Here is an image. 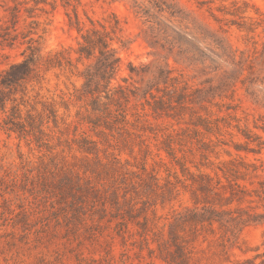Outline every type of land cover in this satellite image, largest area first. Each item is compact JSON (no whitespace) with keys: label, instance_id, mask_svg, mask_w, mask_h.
Returning <instances> with one entry per match:
<instances>
[{"label":"rangeland","instance_id":"374dc122","mask_svg":"<svg viewBox=\"0 0 264 264\" xmlns=\"http://www.w3.org/2000/svg\"><path fill=\"white\" fill-rule=\"evenodd\" d=\"M165 1L181 15L159 10L151 0H0V40L16 35L10 47L0 45V71L30 52L31 38L42 55L63 51L72 63L71 67L41 70L27 86L30 100L37 94L38 110L41 102L54 104L59 128L65 129L62 138L86 135L98 140L86 124L77 125L76 112H85L86 101L77 100L74 90L81 87V74L94 60H77L80 37L69 19L77 17L84 28L90 26V19L106 24L113 16L118 19L120 30L112 45L119 66L112 82L135 93L126 104L129 133L110 137L108 152L127 163L134 172L132 180L141 182L134 212L140 214L136 220L141 221L144 215L149 218L152 227L145 242L134 221L128 222L123 237L115 233V218L102 220L99 230L89 227L90 219L72 224L65 203L56 202L58 196L34 193L26 180L39 177V173L53 179L49 170H23L38 166L41 155L49 162V153L30 148L14 133L0 128V264H167L158 250L159 242L169 239V226L177 216L201 207L192 200L190 174L181 171L178 161L191 174L202 171L215 176L220 175L224 162L235 159L255 164L264 180V148L255 153L234 147V143L247 144L243 130L264 139L258 127L264 126V0ZM236 6L240 13H225L233 12ZM140 9L148 14L138 12ZM220 25L235 62H241L240 71H233L237 68L221 55L215 42ZM176 32L190 44L178 46ZM161 68L170 70L172 79L166 83L158 78ZM232 72L235 81L221 89ZM157 101L160 109H153ZM48 126L47 132L57 131L52 122ZM166 142L172 154L167 152ZM72 146L63 152L62 146L56 147L62 163H80L82 154ZM53 174L56 181L64 173L54 170ZM79 174L83 175L82 170ZM115 179L108 174L102 182L119 185L120 178ZM168 183L175 186L174 193L161 202L160 193ZM145 184H152L154 192ZM48 190L58 192L53 185ZM152 232L158 233L159 241L152 239ZM188 238L192 250L189 264H216V232ZM263 241L264 224L244 227L237 242L228 245L225 264H239L245 257L261 253Z\"/></svg>","mask_w":264,"mask_h":264},{"label":"trees","instance_id":"16d2710c","mask_svg":"<svg viewBox=\"0 0 264 264\" xmlns=\"http://www.w3.org/2000/svg\"><path fill=\"white\" fill-rule=\"evenodd\" d=\"M152 6L159 10L167 9L170 13L181 11L165 0H151ZM237 4L233 1V5ZM145 15L148 10L140 9ZM226 14H238L239 6L233 12ZM16 14H13L15 17ZM216 20L219 22L221 19ZM90 21V26L84 28L80 26L78 18L69 19V23H75L79 33V41L76 49L77 60L93 59L94 62L88 65L82 72L84 81L80 88L74 90L77 100L84 99L85 112H76L77 125L86 124L98 140L86 135L79 138H62L65 129H60L58 125L57 109L51 102H41V109H37V94L32 100L28 96V83L37 79L41 70H48L55 66L71 67L72 63L63 51L54 54L42 55L37 46L33 45L31 38L28 43L29 53L24 54L20 61L10 63L7 68L0 71V128L7 134L14 133L19 140H23L27 146L49 153V162L45 161L43 155L39 156V165L35 167H25L23 170H44L50 173L52 180H48L45 173L38 176L26 177L30 181L34 193H51L57 197V203H65L70 211V221L72 224L80 225L86 219L91 220L90 228L100 229L102 220L107 222L116 219L114 223L115 233L121 237L127 232L128 222H133L139 227V234L147 242V237L152 231L150 220L145 215L142 220L138 211L135 213V204L140 194L141 182L132 180L134 172L129 171L127 163H123L112 152H108L112 146L111 138L117 133L128 134L126 125L127 119L126 104L130 95L134 91L120 83L114 84L112 81L117 76L119 66V56L116 48L112 45L116 32L120 30L118 19L113 16L108 20V24L100 21ZM17 20L13 21V24ZM251 28V26L249 27ZM225 30L219 26L215 36V42L220 48L221 55L235 66L233 71H240L241 62H235V55L228 45ZM176 42L178 46L190 44V40L184 35L176 32ZM9 35V34H8ZM16 35L6 36L0 40V45L10 47ZM173 41H169L171 44ZM5 43V44H4ZM174 43V42H173ZM235 72L222 82L221 89L228 88L235 81ZM169 69H159L158 78L166 83L172 78L169 77ZM253 94V92H250ZM66 108V104L63 103ZM159 101L155 102L153 109H160ZM229 108V107H228ZM198 119H203L198 116ZM57 128L54 134L46 131L48 123ZM75 129L74 131L76 130ZM264 132V126H258ZM208 129V128H207ZM123 130V131H122ZM122 132V133H121ZM243 135L247 144L242 146L234 143L237 150L245 149L255 153L264 148V139L257 133L243 130ZM52 140H55L53 143ZM248 143L253 146L248 147ZM205 142H202L201 147ZM82 154L80 163H62L60 153L55 151L56 147L62 146L70 151L74 147ZM103 146V147H100ZM167 152L172 154V148L166 142ZM204 156V154H203ZM190 189L192 200L195 204L200 203L198 210L187 209L186 212L177 216L169 228V239L159 242L158 250L163 255L167 264H189L192 250L189 248L190 239L203 232H216V264H225L228 260L227 247L237 242L239 234L244 227L251 224H264V180L260 179L257 166L253 163L245 164L235 159L224 162L215 176L199 171L191 174ZM243 168V170L241 169ZM145 170L144 166L141 167ZM54 170H63V176L54 181ZM82 170L83 175L79 174ZM121 170H126L121 172ZM108 174L120 178L119 185H109L102 182ZM116 174V175H115ZM37 175V174H36ZM121 175V176H120ZM128 175V178L125 177ZM137 177V175H135ZM36 178V179H34ZM156 179V178H154ZM166 184V189L161 191V202L171 199L175 186ZM57 188V194L53 190L49 191L48 186ZM150 192H154L157 183L145 184ZM145 193L149 194V191ZM67 194H70L68 200ZM144 202V201H143ZM152 239L159 241L158 233L152 232ZM195 239V238H194ZM194 239H191L193 241ZM264 245V241L262 243ZM239 264H264V249L261 253L252 257H245Z\"/></svg>","mask_w":264,"mask_h":264}]
</instances>
